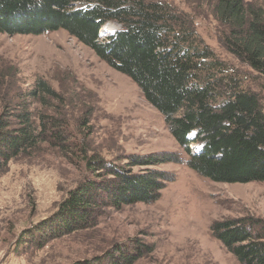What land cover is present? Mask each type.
<instances>
[{
	"label": "trees",
	"instance_id": "obj_1",
	"mask_svg": "<svg viewBox=\"0 0 264 264\" xmlns=\"http://www.w3.org/2000/svg\"><path fill=\"white\" fill-rule=\"evenodd\" d=\"M219 41L236 59L264 77V10L245 0H210ZM114 22L119 28L102 36ZM63 29L110 68L128 76L164 119L187 154L186 165L214 182L264 181V107L257 92L228 75L197 37L189 15L160 0H0V32L41 34ZM19 111L0 114V172L13 158L49 143L67 150L66 122L31 104L65 101L43 78L20 94ZM84 124L88 122L86 115ZM13 119L14 121H11ZM193 148L196 151H193ZM124 167L84 153L85 176L58 209L22 231L20 239L59 236L93 226L101 208L150 203L172 175L156 165L183 162L177 152L130 154ZM139 166L133 171V166ZM210 231L240 264H264V220L250 214L213 220ZM136 238L71 264H135L145 250ZM134 243V245H133Z\"/></svg>",
	"mask_w": 264,
	"mask_h": 264
},
{
	"label": "rangeland",
	"instance_id": "obj_2",
	"mask_svg": "<svg viewBox=\"0 0 264 264\" xmlns=\"http://www.w3.org/2000/svg\"><path fill=\"white\" fill-rule=\"evenodd\" d=\"M160 1L189 15L197 37L221 60L228 75L259 94L264 107V77L220 43L221 28L211 1ZM245 1L264 10V0ZM118 28L108 22L101 35ZM38 77L65 101L51 100L46 106L33 102L31 109L66 122L67 150L41 143L11 159L0 172V264H71L135 238L142 249L151 247L135 264H240L213 238L210 223L248 214L264 220V181L214 182L190 169L187 154L137 85L63 29L41 34L0 32V114L6 105L19 111L20 94ZM160 151L177 152L183 162L156 165L173 178L165 181L155 201L106 206L89 228L47 238L36 233L33 242L20 239L22 231L32 230L55 212L69 189L91 175L84 168V153L124 167L130 154ZM138 169L132 167L134 172Z\"/></svg>",
	"mask_w": 264,
	"mask_h": 264
},
{
	"label": "water",
	"instance_id": "obj_3",
	"mask_svg": "<svg viewBox=\"0 0 264 264\" xmlns=\"http://www.w3.org/2000/svg\"><path fill=\"white\" fill-rule=\"evenodd\" d=\"M105 26V25H104ZM100 34H101V30H100Z\"/></svg>",
	"mask_w": 264,
	"mask_h": 264
},
{
	"label": "bare ground",
	"instance_id": "obj_4",
	"mask_svg": "<svg viewBox=\"0 0 264 264\" xmlns=\"http://www.w3.org/2000/svg\"><path fill=\"white\" fill-rule=\"evenodd\" d=\"M106 29V28H105Z\"/></svg>",
	"mask_w": 264,
	"mask_h": 264
}]
</instances>
